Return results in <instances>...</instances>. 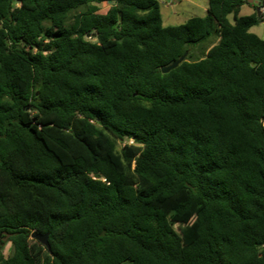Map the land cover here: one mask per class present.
I'll return each mask as SVG.
<instances>
[{
	"label": "trees",
	"instance_id": "trees-1",
	"mask_svg": "<svg viewBox=\"0 0 264 264\" xmlns=\"http://www.w3.org/2000/svg\"><path fill=\"white\" fill-rule=\"evenodd\" d=\"M160 8L0 0V264H264V0Z\"/></svg>",
	"mask_w": 264,
	"mask_h": 264
},
{
	"label": "rangeland",
	"instance_id": "rangeland-1",
	"mask_svg": "<svg viewBox=\"0 0 264 264\" xmlns=\"http://www.w3.org/2000/svg\"><path fill=\"white\" fill-rule=\"evenodd\" d=\"M161 5V14L163 17V24L166 27L178 26L184 24L189 18L192 17H204L208 10V0H158ZM254 4V3H250ZM111 4H102L99 6L100 10L98 14H105ZM255 12L253 6L244 5L240 12V16L251 15ZM261 14L264 13L260 10ZM229 20L233 22L232 15L229 16ZM250 31L257 34L261 39H264V23L253 26ZM133 144L132 140L126 139L120 143V147L124 148L126 145ZM196 218L189 217L182 222H177L174 227L181 233V230L185 228H195ZM11 244L7 243L4 253L7 256L10 252Z\"/></svg>",
	"mask_w": 264,
	"mask_h": 264
},
{
	"label": "water",
	"instance_id": "water-1",
	"mask_svg": "<svg viewBox=\"0 0 264 264\" xmlns=\"http://www.w3.org/2000/svg\"><path fill=\"white\" fill-rule=\"evenodd\" d=\"M263 0H248L249 3H254L255 5L259 6L260 3ZM258 11L260 12V9H258ZM188 53H185L182 57H180L178 60H176L175 62H173L171 65L166 66V67H162V72L164 74L169 73L170 71H172L173 69H175L183 60L184 58L187 56ZM32 238L36 239L38 241L39 244H41L43 247L47 248L48 250H50V246H49V234H39L38 232H33L32 234Z\"/></svg>",
	"mask_w": 264,
	"mask_h": 264
}]
</instances>
